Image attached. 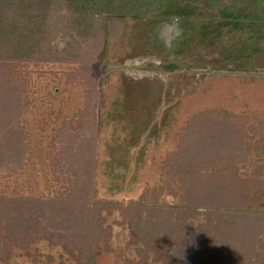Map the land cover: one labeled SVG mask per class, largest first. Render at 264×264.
<instances>
[{
  "label": "rangeland",
  "instance_id": "1",
  "mask_svg": "<svg viewBox=\"0 0 264 264\" xmlns=\"http://www.w3.org/2000/svg\"><path fill=\"white\" fill-rule=\"evenodd\" d=\"M145 29L134 19L102 18L72 47L66 44L71 31H61L54 48L24 72L11 62L0 65V102L12 97L0 115V264H86L103 238L90 234L91 215L107 207H120L112 216L125 221L113 228L118 264H264V214L253 211L264 186V145L249 153L244 143L246 132L264 135L256 126L264 121V38L259 52L236 62L221 58L215 36L201 59L179 58L146 42ZM176 58L182 67L167 71L164 65ZM23 88L28 109L17 116L14 98ZM124 106L134 122L116 116ZM204 111L213 115L197 133L201 139L182 138L188 121ZM82 115L88 132L80 138L81 154L62 172L90 180L80 186L81 200L47 201L59 187L53 171L60 174L62 166L54 165L51 150L62 156L68 146L57 143V132ZM142 120L150 126L143 135L137 130ZM114 147L121 150L117 156L110 154ZM230 163L242 180L221 185L214 177L231 173ZM205 170L213 178L204 177ZM159 195L167 207L154 206ZM228 207L253 213L234 219ZM218 209L232 215L217 219ZM150 215L157 219L154 229L145 225ZM174 231L179 239L164 240ZM174 245L182 256L169 255Z\"/></svg>",
  "mask_w": 264,
  "mask_h": 264
},
{
  "label": "trees",
  "instance_id": "2",
  "mask_svg": "<svg viewBox=\"0 0 264 264\" xmlns=\"http://www.w3.org/2000/svg\"><path fill=\"white\" fill-rule=\"evenodd\" d=\"M208 14L211 16H208ZM171 15L179 17L184 28L183 36L171 47L172 53L176 57L186 58L191 55H198L200 56L199 59H201L203 45L214 36L220 39L218 51L223 60L240 61L250 57L253 53L259 52L261 49L257 43L264 38V0H0V65L11 62L19 69L18 72H24V68L29 65V62H37L36 60L41 59L43 52H47L49 48H54V39L59 33L65 30L71 31L72 42H67L66 44L72 47L71 45L77 43L80 38L84 39L86 38L85 36L91 35V31L98 29V20L102 18L113 21L115 19H134L137 23L142 22L146 27L145 32L142 34L143 39L146 42L155 43L157 47L163 48L160 42L155 39L154 26L160 19ZM205 18L207 20L204 21ZM227 31H231L234 36H230L228 39L225 38ZM11 58L13 59L11 60ZM181 65L180 59L171 60L164 65V68L167 71H173L180 69ZM18 66H21V68H18ZM12 81L7 82V86L10 87ZM94 87L91 88L93 106H95V97L94 93H92L95 90ZM4 90L5 88L2 91ZM24 91L25 89L23 88L16 93L14 98V104H17V116L28 109L29 99L27 95H24ZM11 99L12 97L8 98L7 95L4 96L5 101L1 99L0 115H4L5 109L3 110V108L9 106ZM14 104L12 103V105ZM126 104L127 102H124V105ZM121 107L123 106L121 105ZM18 112L20 113L18 114ZM118 112L119 114H116V116H124V118H128V122L130 118L133 122L136 120L135 117L130 116V112L125 106L123 114L120 111ZM212 115L213 112L206 111L195 115L188 121L182 138L194 134L195 139L200 140L201 138H198L197 133L200 132L204 125L207 127L203 121L205 122L206 118ZM81 117L82 119H79L76 124L73 121L66 120V124L59 128L57 132V143L60 145L67 144L68 146L64 147L62 156L60 154L53 155V150H51L52 153L49 157L55 161L54 165L57 162L62 166L60 174H56V169L53 171V179L56 180V183H59V187L52 196L48 195L45 197L47 201L59 203V200H61L64 203H70L78 199L81 200L80 186L88 182V176L84 175L82 177L79 175L77 178L75 175V179H72L67 175H63L64 173L62 172V170L69 171L72 169L74 167L73 163H76L77 156L81 154L82 142L80 138L88 132L85 116L82 115ZM16 120H14V124H16ZM89 123L92 126V123ZM258 124L256 126H260L263 130L264 121L260 120ZM148 127L150 126L147 125L146 120H142L139 122L137 130L143 135L149 129ZM13 128L15 127L12 126L11 129ZM189 129H193V131ZM259 134L250 135L246 132L244 143L246 148L249 149V153L253 150L259 151L262 149L264 135L262 134V137L260 136L258 139L257 135ZM52 140V143H54V137ZM20 145L23 149V157L26 158L28 147L25 143ZM119 152H121L120 148L114 147L110 154L117 156ZM113 163L115 164L114 160ZM250 165L254 167L255 160L250 161ZM2 167L4 166L0 164V170ZM229 167L231 173L214 177L217 181H221V185H225L228 179H234L235 183L238 180H242L241 175L238 176L237 173H234L238 172L234 170V164L230 163ZM257 167L255 166L254 169L256 168L258 171ZM221 170L224 171V168H221ZM196 172H199V169ZM204 172V177L213 178L208 170ZM7 174L10 175V172H5L3 176ZM208 180L210 179L205 178L206 182ZM211 184L213 183L211 182ZM92 195L94 196V194ZM248 201L249 198H245V202L248 203ZM93 202L94 204L96 203L95 200ZM152 202L154 206H168L166 202H162L160 195L154 198ZM152 202H149L150 205L148 206H151ZM254 202H257V206L253 211L258 214H264V186L258 190ZM115 209H120V207H107L104 209L106 210L105 213L101 209L97 214L91 215L93 226L90 234L94 238H103L100 239L99 243L101 244L94 247L95 249L88 254L86 264H118L116 258L119 252L112 244L113 228L114 225L125 224V221L112 216ZM227 209L234 211V219L244 218L246 215L253 213L251 209L244 210L245 208L234 209L228 207ZM214 215L217 219H222L228 218L232 214L218 209L214 212ZM154 217L155 215H150L144 218L146 227L154 229L152 222L157 220ZM163 217H159V219L165 220V216ZM163 226L164 223L160 222L158 225L160 232L164 231L161 229ZM175 235L176 231L167 234L164 240L168 238L174 241L179 239ZM161 238L162 236H159L158 240ZM190 241L189 243H191ZM145 249L147 250V248L138 250L145 252ZM72 254L75 255V252L72 251ZM105 255H107L106 258ZM108 256L113 261L109 260L107 262Z\"/></svg>",
  "mask_w": 264,
  "mask_h": 264
},
{
  "label": "clouds",
  "instance_id": "3",
  "mask_svg": "<svg viewBox=\"0 0 264 264\" xmlns=\"http://www.w3.org/2000/svg\"><path fill=\"white\" fill-rule=\"evenodd\" d=\"M184 28L179 17L171 15L164 17L154 26L155 39L165 48H171L173 44L183 36ZM182 249V248H181ZM181 249L175 245L168 249L169 255L182 256Z\"/></svg>",
  "mask_w": 264,
  "mask_h": 264
}]
</instances>
